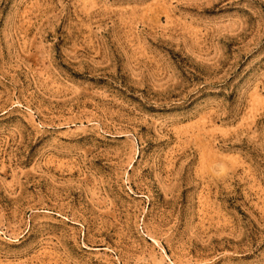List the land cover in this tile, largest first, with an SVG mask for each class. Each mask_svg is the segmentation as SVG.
Masks as SVG:
<instances>
[{"label":"rangeland","instance_id":"rangeland-1","mask_svg":"<svg viewBox=\"0 0 264 264\" xmlns=\"http://www.w3.org/2000/svg\"><path fill=\"white\" fill-rule=\"evenodd\" d=\"M0 264H264V0H0Z\"/></svg>","mask_w":264,"mask_h":264}]
</instances>
